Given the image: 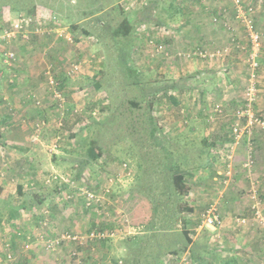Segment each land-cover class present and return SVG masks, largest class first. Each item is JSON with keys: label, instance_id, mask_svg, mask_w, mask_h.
Segmentation results:
<instances>
[{"label": "rangeland", "instance_id": "1", "mask_svg": "<svg viewBox=\"0 0 264 264\" xmlns=\"http://www.w3.org/2000/svg\"><path fill=\"white\" fill-rule=\"evenodd\" d=\"M153 1L0 0V176L8 174L10 157L25 161V176L15 180L25 177L36 199L23 215L32 218L33 233L26 231L16 253L5 252L7 264H19L34 248L58 253L63 264H264V158L257 151L264 148V0L212 1L234 12L237 5L251 7L247 16L263 33L255 68L235 13L224 18L231 27L223 23L230 42L203 48L226 49L225 56L173 50L174 25L167 20L137 24L128 40L115 37L124 17L139 18ZM176 2L157 0L153 14L160 20ZM231 55H238L234 80L232 66H225ZM174 57L185 62L174 73L187 87L181 98L206 100L207 119L230 122L212 137L222 142L201 141L196 133L182 142L170 136L167 114L158 112L170 103L174 71L171 65L166 71V59ZM202 68L208 70L200 79L195 70ZM252 82L256 99L239 116ZM221 84L226 101L213 95ZM178 168L187 173L175 174ZM133 191L153 202L145 225L124 206ZM211 208L221 224L206 222ZM57 238L60 244L49 249Z\"/></svg>", "mask_w": 264, "mask_h": 264}, {"label": "crops", "instance_id": "2", "mask_svg": "<svg viewBox=\"0 0 264 264\" xmlns=\"http://www.w3.org/2000/svg\"><path fill=\"white\" fill-rule=\"evenodd\" d=\"M177 1L178 3L176 2V5L173 4L174 6L172 9L168 8L166 12L162 14V16L160 17V21L167 20L168 23L170 22L169 24L170 26L174 25L173 34H172L173 37H171L172 40H168V43L170 44L173 50H179L182 48L186 50L188 48H194V49L196 48L200 49L206 47L216 48L217 46H220L222 44L225 45L226 43L230 42L228 41L229 36L226 30L227 27L225 28L223 26V23L226 22L224 18L226 17L228 18V15L229 18L232 17L235 18L234 9L233 11H231L230 7L217 8V6L214 3H212L213 0H189L187 5L185 4V0L184 1L181 0L182 2H180V0ZM192 3L196 4V6L195 5L192 6ZM240 8L242 9L244 7H240ZM237 10L238 9L236 8L235 10L236 14H237ZM164 17L166 18L164 19ZM214 17H216L217 20L214 21ZM232 28L235 29L233 33H235L238 36V38L242 39L243 31L240 25L235 24ZM120 36L124 37L125 39H127L128 37L130 38V36L125 37L122 35H116L115 37L118 38ZM244 53L241 55V57H243ZM237 58L238 55L237 56L231 55V57L228 58V62L226 64L225 62H222L220 64H225V66L226 65L229 66L231 64H238V61L236 60ZM181 63H185V62L178 60L175 57L171 58L170 60L166 59V67H167L166 71L169 70L168 67H170L171 65V70H173L174 72L173 75L168 76L171 79L169 82L172 83L168 86L170 103L169 105H167V109L165 112L164 111L158 112L159 115H161L162 118V116L167 114L166 120L170 122L169 127L173 129V132L170 134V136L174 140H177V142L188 140L187 135L189 134H194V135L198 134L199 137L202 138L201 141L204 142L206 141L222 142L221 139H218L219 136H215V139H212V137L216 133L218 134L219 130L222 127L229 126L230 122H228L226 118H225L226 120H219V121H216L215 119L212 118V120H215L214 123H212L209 119H207V115H209L210 112V103L200 98H198L197 100L196 99L192 100L191 98H187V99L181 98V96L179 95L181 91L187 90L186 85L178 81L181 78L180 77L181 72L179 76L174 75L175 71H177V69L179 68L178 64L180 65ZM231 68L232 69L230 71V76L233 77V80L238 79L240 77V74L236 72L235 70L236 67L232 66ZM219 69L223 70L222 68ZM192 70L193 69H189L188 73L186 74V77L183 78L184 79L187 77L189 78L190 77L189 73ZM207 70H208L207 68H202L201 70H195V71L198 73V77L202 79V78H206L202 74L207 73ZM221 72L222 71H219L218 75L221 74ZM226 76H228V74L224 76V79H222V81H225ZM25 77L26 79H28V76ZM218 77L219 80L221 81L220 76ZM194 84L196 83H192V85ZM224 86H225L224 84H221V87L219 89L215 85L213 86L212 89H214L213 95L216 98L220 99L222 97L221 100L226 101L228 99L227 95L224 94L222 96L221 94V91L224 89ZM229 87H232V85H229ZM207 88L208 87H205V89ZM210 93L212 94V92ZM225 104H231V103L225 102L224 105ZM176 106L177 108L174 109ZM180 107H184V108L181 109ZM183 117H186L187 119L186 121H188L187 123H184L182 121L185 120L183 119ZM220 121H224V122H220ZM231 127H232V123H231ZM200 138L193 137V140L190 141H198ZM184 150L187 151V149ZM257 151L261 152L262 154H260V156L264 158V148L261 147L257 149ZM201 152L202 153L205 152V147L204 149L201 150ZM7 156L10 157L9 155ZM9 159H10V164H9L10 168L7 167L9 168L7 169L8 174H6L4 177L3 175L0 176V264H4V263L7 264L5 262L7 258L6 257L7 251L16 253L17 248H19L20 246L21 239L25 238L24 236L26 235L27 232H28L27 234L28 236L32 235L33 231L30 229L32 224L31 221H29L32 218H27L28 220H25L26 218H23V215L25 210H29L32 206L36 205L35 203L36 199L34 197L31 199L29 198V193H31V187L30 188L27 187L25 177H21V180L20 179L15 180V176H18L19 173L24 174V172L22 171L25 165V161L23 162L15 161L13 157H10ZM16 166L18 167L17 171L15 170ZM26 170H28V167H26ZM30 173L32 174V171H30ZM27 189H28V193H25ZM145 224L147 223H142V225ZM62 227L60 228V230L62 229ZM5 230H7V232ZM32 250L33 253L30 252L32 253L31 255L27 254V256H23V255L20 256L19 264H63L61 262V259L63 257H61L58 253L56 254L46 253L45 251L36 248Z\"/></svg>", "mask_w": 264, "mask_h": 264}, {"label": "built area", "instance_id": "3", "mask_svg": "<svg viewBox=\"0 0 264 264\" xmlns=\"http://www.w3.org/2000/svg\"><path fill=\"white\" fill-rule=\"evenodd\" d=\"M236 4H239L241 0H235ZM249 8H240L239 6L237 7V17L241 18L246 30L248 32L249 35V39L251 42V48H252V53L250 54V58L248 59V61L250 62V65L252 66V68H255L258 65V61L257 58L259 56V52L261 50V46H262V38H263V33L260 32L255 24H254V20L249 16H247V12L250 9ZM216 19V18H215ZM16 25V24H15ZM162 49V45H159L158 47L156 46V51L160 52ZM228 53V51L225 50H217L216 52L213 51H208L205 49H198L197 51H195V54H199L202 56H209V57H219V56H225ZM188 55H192V53H188ZM249 103L248 106L246 108H244V110L241 111V109L237 110V113L239 116L241 115H248L247 112H249L251 103L253 100L256 99V94L258 93V88L255 86V84H253V82L250 84L249 86ZM249 122L252 121V119H248ZM264 123V122H263ZM235 130L237 131L238 128H235ZM253 208L255 210V213L257 214L258 217H263V212L262 210L258 207V202H254L253 204ZM206 222L209 225H216V224H221L222 220L219 216V214L217 213L216 208H211L208 210V214L206 216ZM63 237H66V235H63ZM67 237H72L70 234L67 235ZM61 240H59V238L55 239L53 242H50L47 246L49 249L54 250L59 244H60Z\"/></svg>", "mask_w": 264, "mask_h": 264}, {"label": "trees", "instance_id": "4", "mask_svg": "<svg viewBox=\"0 0 264 264\" xmlns=\"http://www.w3.org/2000/svg\"><path fill=\"white\" fill-rule=\"evenodd\" d=\"M156 3H157V0H154L152 2V7H151L152 10H148L146 12L144 10H140L139 15H138L139 18H137L133 21H132V19L124 17L123 20L121 21V24L116 26V28L114 30V34L115 35H122V36L126 37V36H130L132 30L139 23H143L145 21L151 22V23L152 22L153 23H159L160 20H158V17L155 16V14H153V9L157 5ZM101 9H103L102 6H101ZM234 13L236 14V12H234ZM236 18H238L237 14H236ZM225 23H226L227 28L231 27V26L227 25V21ZM254 24H255V22H254ZM201 49H203V48H201ZM97 86H99V84H97ZM153 135H154V133H153ZM95 149L96 148H94V149L91 148L90 150H91L92 156L94 158H97L99 154H98V152L94 151ZM185 173H187L186 170H181L179 168L175 170V174H178V175L179 174H185ZM187 192H188V190H187ZM124 206H127L128 210H126V211L129 213V218L131 216L132 221L135 223H147V222H149V220L152 216L151 210L153 209V207H152L153 202H151L149 199L145 198L144 196H142L138 192H135V191L131 192L129 194L128 198L126 199ZM125 209H126V207H125Z\"/></svg>", "mask_w": 264, "mask_h": 264}]
</instances>
